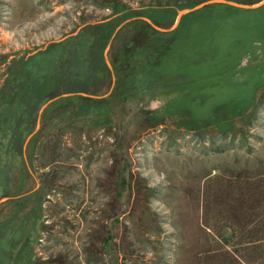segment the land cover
Here are the masks:
<instances>
[{"label": "rangeland", "instance_id": "rangeland-1", "mask_svg": "<svg viewBox=\"0 0 264 264\" xmlns=\"http://www.w3.org/2000/svg\"><path fill=\"white\" fill-rule=\"evenodd\" d=\"M205 1L0 0V264H264V6Z\"/></svg>", "mask_w": 264, "mask_h": 264}, {"label": "trees", "instance_id": "trees-1", "mask_svg": "<svg viewBox=\"0 0 264 264\" xmlns=\"http://www.w3.org/2000/svg\"><path fill=\"white\" fill-rule=\"evenodd\" d=\"M215 4H223V3H215ZM226 4V3H225ZM229 5V4H227ZM232 6V5H231ZM264 4L260 5L257 8L263 7ZM235 7V6H234ZM257 8H253L250 10H254ZM242 9H246V8H242ZM192 12H189L187 14H190ZM143 15H147L149 17H151L157 24H161L164 19H162L161 17H158L157 15H155L154 13L152 14L151 12H144ZM184 21V20H183ZM183 23V22H182ZM181 25L176 29V30H172L170 32H164L159 30L157 27H155L153 25V23H149L148 21L142 20V19H136L133 20L131 23L128 24L129 26V32H130V38L129 41L133 44V46H135L136 48H141L143 46H148L149 44L156 50L158 51L159 49L168 46V43L170 44V42H172V40L176 37L177 31L180 29ZM102 30L103 29H107L109 32L112 31L113 29V24L111 23H105L101 26ZM105 31V30H103ZM109 32L105 34V36L103 35L102 40L107 41L108 37H109ZM104 43L102 44V47L104 45ZM56 85L52 86V89L55 88ZM49 88V86H48ZM46 90L45 88L42 89V92ZM53 92V91H52ZM17 140L19 141V136L20 134H17ZM16 151L20 152L19 147H17L15 149ZM234 232V231H233ZM235 237L236 236V232L233 235H230V233H225V243H229V237ZM264 237H261L257 240H250L246 243H241L243 245H247V248H253V252H256L257 254H262L264 252ZM241 261L243 263H250L251 261L247 258L245 259L243 256H241ZM252 264V263H250Z\"/></svg>", "mask_w": 264, "mask_h": 264}, {"label": "water", "instance_id": "water-1", "mask_svg": "<svg viewBox=\"0 0 264 264\" xmlns=\"http://www.w3.org/2000/svg\"><path fill=\"white\" fill-rule=\"evenodd\" d=\"M212 3H223V4H229V5H232V6H235V7H239V8H248V9H253V8H257L259 7L260 5L264 4V0H262V2L259 4V5H255V6H247L243 3H239L237 1H231V0H208V1H205L203 3H200L194 7H191V8H187V9H184L182 10V12H180L177 16V19H176V22H175V25L173 27H171V29H173L174 27L177 26V24L180 22V20L182 19V17L189 13V12H193L195 10H198L200 8H202L203 6H206L208 4H212ZM154 25V24H153ZM156 26V25H154ZM160 30H171V29H167V28H159Z\"/></svg>", "mask_w": 264, "mask_h": 264}, {"label": "crops", "instance_id": "crops-1", "mask_svg": "<svg viewBox=\"0 0 264 264\" xmlns=\"http://www.w3.org/2000/svg\"><path fill=\"white\" fill-rule=\"evenodd\" d=\"M183 18V17H182ZM176 22V21H175ZM178 25V24H177Z\"/></svg>", "mask_w": 264, "mask_h": 264}]
</instances>
